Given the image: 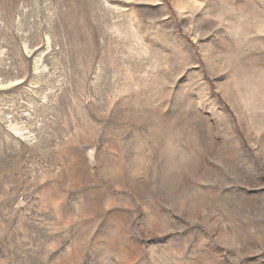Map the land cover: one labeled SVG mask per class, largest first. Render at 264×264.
<instances>
[{
    "label": "rangeland",
    "instance_id": "obj_1",
    "mask_svg": "<svg viewBox=\"0 0 264 264\" xmlns=\"http://www.w3.org/2000/svg\"><path fill=\"white\" fill-rule=\"evenodd\" d=\"M0 264H264V0H0Z\"/></svg>",
    "mask_w": 264,
    "mask_h": 264
}]
</instances>
